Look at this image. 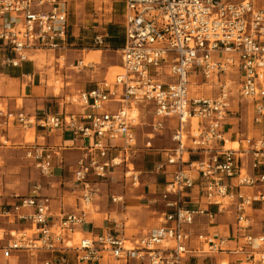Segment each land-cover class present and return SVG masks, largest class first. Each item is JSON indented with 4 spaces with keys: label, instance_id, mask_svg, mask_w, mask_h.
<instances>
[{
    "label": "built area",
    "instance_id": "built-area-1",
    "mask_svg": "<svg viewBox=\"0 0 264 264\" xmlns=\"http://www.w3.org/2000/svg\"><path fill=\"white\" fill-rule=\"evenodd\" d=\"M69 1L0 0V47L8 52L4 62L16 67L28 52L67 51ZM122 3L121 72L79 92V112L29 116L20 107L10 111L0 103V148H23L42 176L52 172L56 147L11 143L8 134L15 126L24 132L66 128L88 141L73 173L80 192L78 210L51 221L52 199L40 194L39 185L27 196H14L2 215L30 224L31 230L10 233L0 247L2 258L8 260L13 252H43L48 256L41 264H184L188 256H203L199 264H229L215 259L226 254L240 256L234 264H264V233L250 232L252 210L264 207V192H256L264 187V8L251 0ZM102 44L103 38L96 36L93 45ZM231 69L240 77L239 96L252 107L253 133L235 141L223 132L232 105L230 82L221 79ZM194 77L206 84L218 82V95L191 97ZM110 104L118 107L111 111ZM139 104L152 107L153 134L163 129L165 120L177 122L173 146L163 151L165 162L155 166L162 174L167 166L174 167L160 194V224L127 242L119 232L107 230L72 245L71 236L88 223L98 192L94 182L124 166L125 180L134 188L139 185L140 172L132 161L135 129L141 124ZM187 125L192 126L189 131ZM111 201L122 202V197L111 196ZM228 211L234 214V234H193L200 220L213 226L216 216Z\"/></svg>",
    "mask_w": 264,
    "mask_h": 264
},
{
    "label": "crops",
    "instance_id": "crops-1",
    "mask_svg": "<svg viewBox=\"0 0 264 264\" xmlns=\"http://www.w3.org/2000/svg\"><path fill=\"white\" fill-rule=\"evenodd\" d=\"M97 1L99 0H84L82 3L84 7H88L90 5L93 6L94 9H96ZM70 2H72V0H70L68 3ZM100 2L104 3V1ZM111 3L114 2L111 1ZM68 5L69 10L70 4ZM113 7H118L117 10L113 9L114 12L119 13V15L117 16L114 15L115 19L113 22V24L118 25V27H106L107 29L103 28L101 21L98 18L99 13L96 17H94V20H92L90 16H87L89 18L87 20L85 18L82 19L80 25L77 23L78 28H75L76 25H72V37H75L74 39H76L74 40L72 46L74 45L75 47L79 48L72 50V48L74 47H70L71 49H68L70 51L67 52V50L64 52V54H59V57H56V61H58V59L62 56H66V65H68L69 68L81 69L82 71H86L87 67L89 69L97 68L99 64H103L106 68L103 71V74L105 75L108 74L111 68H120V50L123 48L125 43L122 21V13L124 8L122 1L121 5ZM261 8H264V6H261ZM116 18H118V22H116ZM92 23L98 24L94 25ZM106 30L107 34H96L98 32L100 33ZM116 30L120 31V36L116 32ZM92 34H94L95 36H93ZM96 36H101L103 38V44L101 46H103L104 49L93 50L89 48L91 46L96 47L93 44L91 45V41H93ZM88 41H90V43ZM97 51L99 53H106L108 51H111L115 55H118V60L109 62L104 58V54H98L97 56H95L93 53ZM28 53L31 54L32 52ZM7 56L8 52L5 51L3 47H0V103L7 105V108L10 111H16V109L20 107L23 112L29 116H37L41 114L64 115L66 113L79 112L80 108L77 105L76 100L68 103L66 98L55 95L52 92V88L47 86L46 83L49 76H47L46 74L49 75L50 71L48 66H41L39 62H36L31 58H27L25 61L20 62L18 66L13 67L4 62V59ZM83 63L85 64V66H83ZM87 63L90 64L88 65ZM58 67L59 65L55 64V68H57L56 72H59ZM105 79H107V77H105L103 80ZM44 80L45 84H43ZM191 82L195 87V89L190 92L191 97H204L203 87L208 84H206L201 77H194ZM95 84L97 83H93L91 80L90 83H86L85 86L71 88L70 90H73L72 94H75L77 92L78 95L79 92L84 90L83 88L90 90L95 86ZM212 84L218 85L216 81L212 82ZM18 101H21L20 105L18 104ZM117 107V104L109 105V109L111 111L115 110ZM139 112L141 114V124L135 129L137 144L136 153L134 154L132 161L136 158H139L141 160L139 161V163L142 164L141 170L138 171L135 167V163L133 162L135 169L140 172V175L144 173L145 175L150 176L139 177V185L138 187H135V194L137 196L138 204L132 207H129L131 205H128L129 210L123 216L124 219L132 217L136 218L135 220L139 225L137 227H129L130 230H127L126 223L124 221V223L121 222L118 224L116 221L117 217L112 218V215L114 214H110L111 218H109L113 219L112 221L115 222V227H113L115 230L113 231H118L125 238L129 237L130 240L146 236L152 229L156 228L160 224V216L164 211L163 203L160 200V194L163 191L162 183L165 184V182L170 180L171 172L173 171L174 167L167 166V172L165 174H162L155 172V166L160 162H165L167 154H165L163 151L173 146L171 134L177 127L176 120H165L163 129L161 130L163 136L160 137V141L155 143V141L151 140L152 134L151 136H149V134L145 137L147 133H145V126L147 125V123L143 122V120L145 119V114L150 115V123L148 124L150 128V124L153 119L152 107L146 104H139ZM238 115L239 113L237 112V110L233 109L232 107V112L223 122V132L225 134V137L230 141H235L232 139V135L234 130V123L238 119ZM191 127L192 126L187 125L186 130L189 131ZM27 133L34 138V143L56 147V151L58 152V154H56L54 157V161L52 162L53 168L51 174L48 176H43L45 178V184H43V187L37 184L41 187L40 194L42 196H48L52 199V217L50 218V220L55 221L61 214L77 211L78 207L80 206V192L79 186H77L73 181V173L76 169L78 160L85 155L84 149L88 144V141L74 136L66 128L53 132H47L41 129L32 128L27 132H24L17 126H15L14 129L9 132L8 139L13 144L24 145L26 143L25 137ZM139 143L143 144L139 145ZM15 148L22 150V152L25 153V150L23 148ZM30 165H32V162ZM256 192L262 193L261 191H259V189L256 190ZM28 194H30V191L26 195L21 196H27ZM4 203L6 204L4 205ZM11 204H13V201L4 202L0 199V222H3V226L0 225V247L4 246L10 239V233L14 232V234H17L21 230H31L30 224L19 222L15 218L14 220L9 219L2 215V211L4 210V208L8 207ZM260 208H262V206L260 207L259 205H257L251 212L250 232L254 235L264 233V222L256 221V216L260 213ZM211 209L215 211V208L212 207ZM90 216L91 214L87 219L88 223L85 225L90 229L84 230L85 226L77 229L76 232L71 236L72 242L76 234H79L81 238H83L95 237L101 232L107 230L112 231L113 228L111 229L104 226V221L106 220V218L94 221L92 218H90ZM107 221L109 222L110 220ZM133 222H135L134 219ZM122 225L125 227L124 229L119 228L118 230H116L118 227H122ZM213 231L222 232L225 236L234 234V214L231 211H228L224 214L217 215L215 224L213 226H208L205 221L200 220L197 224H195L193 228L194 235ZM194 243L195 242H193V244ZM47 256L48 254L43 252H39L36 256H30L21 252H13L12 256L8 260H4L0 251V264H28L29 260H32V262L34 261V263L32 264H41L42 260ZM215 259L219 261L227 260L229 264H234L241 258L238 255L227 256L226 254H218ZM202 262H204L203 256H188L185 259L184 264H199Z\"/></svg>",
    "mask_w": 264,
    "mask_h": 264
},
{
    "label": "rangeland",
    "instance_id": "rangeland-1",
    "mask_svg": "<svg viewBox=\"0 0 264 264\" xmlns=\"http://www.w3.org/2000/svg\"><path fill=\"white\" fill-rule=\"evenodd\" d=\"M84 0H72V2L68 3L70 4V9L68 10V23L71 29L73 30V26L76 25L75 28H78L77 25L81 24L82 19H88L90 18L94 20L99 15L98 18L101 21L103 28L108 27H118V25L113 24L114 22V15H119L118 12H114V10H117L118 7L113 6H119L121 5L122 0H99L96 3V9H94L93 6L84 7L83 2ZM104 1V3L100 2ZM113 1L114 3H111ZM255 3V5L259 8L261 6H264V0H251ZM69 8V5H68ZM118 18H116V22H118ZM111 22V23H110ZM78 23V24H77ZM94 25H97L98 23H92ZM73 25V26H72ZM106 28V29H107ZM116 32L120 36V31L116 30ZM98 35H104L107 34V30L104 32H98L96 33ZM95 36L94 34H92ZM75 38V37H74ZM106 38V37H105ZM76 40V39H74ZM105 40V39H104ZM90 43V41H88ZM93 44V41H91V45ZM79 48L74 47L72 50ZM93 50H99L104 49L102 47H89ZM69 49V48H68ZM71 49V48H70ZM68 50L67 52H69ZM66 52V53H67ZM73 53V52H72ZM77 53V52H76ZM29 54V53H28ZM64 54V53H63ZM74 54V53H73ZM95 56L98 54H104V58L108 60L109 62H112L114 60H118V55H115L113 52L108 51L106 53H99L94 52ZM58 53L51 52V51H39V52H32L28 55V58H31L35 60L36 62H39L41 66H48L50 71L49 78L47 79V86L52 88V92L62 98H66L68 103L71 101L73 102L76 100V95L72 94L73 90L71 91V88L76 87H82L85 86L86 83H90L92 80L93 83H98L102 81L105 77H107L108 80H112L113 77L120 73L121 70L119 68H111L107 75L103 74V71L106 69L105 65L99 64L97 68H86V71H82L81 69H73L69 68L67 63L66 56H62L61 58L56 61V57L58 56ZM117 56V57H116ZM218 56L213 57V59H216ZM120 59V56H119ZM55 64L59 65L57 71V68H55ZM88 65L90 63H87ZM86 64V65H87ZM76 65V64H75ZM83 66L84 63H83ZM81 68V67H80ZM94 69V71H93ZM63 71V72H62ZM93 71V72H90ZM56 76V77H55ZM193 79V78H192ZM191 79V80H192ZM220 82V78H218ZM229 81L230 82V100L231 105L233 109L237 110L239 113L238 119L234 123V130L232 139L233 140H239L243 139L248 135H252L253 133V127L251 125V113H252V107L251 104L242 99L239 96L238 92V83L240 80V77L236 74L234 69H231L226 75H224L221 79V82L223 81ZM218 83V82H217ZM45 84V80L43 82ZM43 86V85H42ZM68 89V90H67ZM84 90H87L86 88H83ZM195 87L193 85L190 86V92L194 90ZM203 95L204 97H216L218 95V85L217 84H208L203 87ZM18 104H21V101H18ZM143 122H146L147 125L150 123V115L145 114V119ZM197 120H193V123H196ZM145 126V137L147 135L151 136L152 134V141H155L157 143L160 141V137L163 136V133L159 131L158 133L153 134L151 132V129L148 126ZM148 136V137H149ZM146 140V139H145ZM25 141L29 143H33L34 138L31 137L30 134H26ZM143 143H139V145H142ZM17 147V146H16ZM142 147V146H141ZM141 161L139 158H136L133 160L135 163L136 169L139 171L141 170L142 164L139 163ZM31 161H28L25 157V153L22 152V150L16 149L15 146H10L7 148H0V199L4 202L7 201H13L14 202V196L15 195H26L33 185H41L43 187L45 178L33 167V165H30ZM108 170L107 176L103 179L97 180L94 182L96 185V188L98 190L97 195L93 199V206L91 207V216L94 221L96 220H102L106 218L104 221V226L108 228L115 227V222H113V219L111 218L110 214L113 217H117V223H126L127 230H130L129 227H137L139 224L135 220L136 218H123V216L128 212L129 208L128 205H131L129 207L135 206L138 204L137 196L135 194L136 188L132 187L124 178L125 173V167H117ZM142 176H150L145 175L142 173L140 175ZM259 191L264 192V187L259 189ZM121 196L122 202L119 203H113L111 201V196ZM6 203H4L5 205ZM100 218V219H99ZM133 219L135 222H133ZM107 220H110L109 222ZM122 220V221H121ZM124 221V222H123ZM257 222H264V207L260 208V213L256 216ZM0 225L3 226V222H0ZM119 228H125L123 225ZM90 228L88 226L84 227V230H89ZM115 230L114 228L112 231ZM29 233V232H28ZM118 234V231H117ZM1 236V232H0ZM17 236V234H16ZM7 238V237H6ZM79 238L81 236L79 234H76L74 236V240L72 242V245H76L79 241ZM127 239H130L129 237H126ZM42 260V258H41ZM32 260L28 261V264H32Z\"/></svg>",
    "mask_w": 264,
    "mask_h": 264
},
{
    "label": "trees",
    "instance_id": "trees-1",
    "mask_svg": "<svg viewBox=\"0 0 264 264\" xmlns=\"http://www.w3.org/2000/svg\"><path fill=\"white\" fill-rule=\"evenodd\" d=\"M71 27L69 26L68 28V37H67V44L70 47H75L74 45L72 46V44L74 43V38L72 37V32H71ZM96 47H102V46H96ZM164 185V183H162Z\"/></svg>",
    "mask_w": 264,
    "mask_h": 264
},
{
    "label": "bare ground",
    "instance_id": "bare-ground-1",
    "mask_svg": "<svg viewBox=\"0 0 264 264\" xmlns=\"http://www.w3.org/2000/svg\"><path fill=\"white\" fill-rule=\"evenodd\" d=\"M85 65V64H84ZM235 143L234 144H230L229 147H235ZM129 241L127 238H126V242Z\"/></svg>",
    "mask_w": 264,
    "mask_h": 264
}]
</instances>
